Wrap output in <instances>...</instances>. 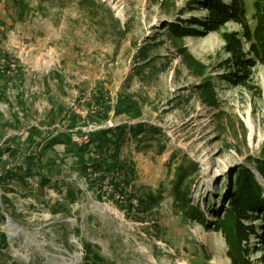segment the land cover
<instances>
[{
	"label": "rangeland",
	"instance_id": "obj_1",
	"mask_svg": "<svg viewBox=\"0 0 264 264\" xmlns=\"http://www.w3.org/2000/svg\"><path fill=\"white\" fill-rule=\"evenodd\" d=\"M254 1L244 0L252 30ZM26 2L21 18V6L0 0V173L26 161L35 171L28 183L15 177L0 185V264H93L85 243L103 258L97 264H231L214 224L227 214L237 171L251 169L264 188L257 161L264 160V63L249 65L240 82L229 78L236 58L225 33L236 32L253 56L241 23L231 18L202 32L204 0ZM180 20L196 31L174 32ZM123 97L133 107L116 113ZM102 99L112 103L108 117ZM95 106L96 117L82 115ZM74 110L87 128L125 126L119 147H105L96 163H109L107 172L121 167L139 198L135 209L99 193L93 148L81 153L92 159L77 161ZM138 124L147 130L136 136ZM52 148L62 160L30 163ZM183 192L205 221L186 210ZM254 211L242 222L254 227L249 258L261 264L263 219Z\"/></svg>",
	"mask_w": 264,
	"mask_h": 264
},
{
	"label": "trees",
	"instance_id": "obj_2",
	"mask_svg": "<svg viewBox=\"0 0 264 264\" xmlns=\"http://www.w3.org/2000/svg\"><path fill=\"white\" fill-rule=\"evenodd\" d=\"M15 7H20L19 15L23 18V15L26 13L28 9V3L26 0H13ZM205 8L208 10L209 15L206 19L197 20L199 24L203 26L204 31L213 30L219 28L222 24H224L227 20L233 18L237 22L241 23L243 26V35L244 37L250 42V52L253 53L252 57H246L245 53L242 50V44L240 38L237 36L236 32H227L225 33L226 39H228V49L233 53V57L236 58V63L234 64L237 72L230 73L229 78L233 82H240L248 75V66L254 65L256 60H259L264 63V0H255V13L254 18L256 19V26L252 30L248 24V19H246V8L244 0H204ZM184 23L183 20L172 24L171 28L174 32H191L196 31L195 28L193 29H184L182 28V24ZM171 25V24H170ZM19 69V68H18ZM244 70V73L243 70ZM18 71V70H17ZM214 94L210 91L208 93V99H213ZM131 105V106H130ZM133 103L132 101H128L126 97H123L120 100H117L114 104L113 108L115 109L116 113H119L123 110L130 109ZM100 110H103L104 117L109 116V111L112 105L108 103V101L102 99L99 104ZM78 114L75 112L70 113V120L75 124H77L76 118ZM79 117V116H78ZM149 129H153L154 131L160 132L159 129L156 127H151ZM131 130L134 131L136 136L141 135L147 128L143 124H138L135 127H131ZM36 131H40V129H36ZM126 131L125 126H117L116 128H101L99 130H95L92 132V142L96 147L97 151L102 152L105 147L110 145L114 146V148L119 147V142L121 141L124 133ZM54 136V135H53ZM57 136V135H55ZM52 145V144H51ZM47 147V146H46ZM9 150H12L11 148ZM76 154H77V161H83L85 164L88 162L87 160L92 159L88 156H84L82 150L84 147H76ZM2 155V150H0V156ZM57 157V158H56ZM104 158V157H102ZM59 160H62L61 156L58 157V153L54 152V149L49 153L46 151H41L38 157L34 158L30 162L38 161L41 163H56ZM93 160V159H92ZM258 170L261 173H264V160L258 159ZM105 162V161H104ZM95 168H102L105 166L106 168H110L111 165L105 162V165L101 163H94ZM86 168V167H85ZM120 171H122L121 167L117 166ZM187 173L185 167H180V172L178 174V181H177V188H179L185 181V174ZM35 171L32 166L26 161L25 163H21L16 167H9L5 172L0 173V185L2 187H6L4 184V180L6 178H15L18 177L22 179L25 183H28L27 178L33 176ZM124 175V173H123ZM125 176V175H124ZM41 183L44 184L46 178H41ZM124 182L130 183L129 180L124 178ZM235 185L231 190L229 196V209L227 210L226 216L221 219L217 218L215 221V227L217 230H220L225 241L228 245L227 248V255L230 258L231 264H255L249 258V243H250V234L254 231L253 225H246L242 222L243 217H249V210L252 211H260L261 217L263 219L262 225L260 226L261 231L257 232L261 242H262V258L261 264H264V188L262 187L261 183L255 177L254 172L246 167H241L236 174L235 177ZM121 191L123 188L117 186ZM136 196V194H134ZM71 198L74 201L77 197L76 192H71ZM152 198V199H151ZM182 203L185 206L186 210L190 212L194 217H198L205 221V216L202 214L201 209L191 204V200L189 199L188 195L183 192L182 196ZM3 199L7 201L9 200L6 196H3ZM155 199L153 196H150L148 199L142 198L140 203L143 205L146 202L154 201ZM139 201V198H138ZM253 212L251 215L252 217L257 216V212ZM0 240H5V236H0ZM85 251V259L86 262L90 259V255L94 254V262L93 264H97L103 258L93 250V246L90 243H85L84 245ZM88 264V263H87ZM91 264V263H90Z\"/></svg>",
	"mask_w": 264,
	"mask_h": 264
},
{
	"label": "built area",
	"instance_id": "obj_3",
	"mask_svg": "<svg viewBox=\"0 0 264 264\" xmlns=\"http://www.w3.org/2000/svg\"><path fill=\"white\" fill-rule=\"evenodd\" d=\"M12 67H14L13 64H11ZM6 67H8V69H10V65H7ZM108 101V100H106ZM108 103L112 104L110 101H108ZM115 104V103H114ZM97 106H95V108H89L88 112L82 111V115L86 116L88 118H93L96 117V113H97ZM75 113L78 114L79 118L81 117L79 112L80 109L78 108L77 112L76 110H74ZM83 123L80 124H76V126L72 129H70V134H71V141L74 147H89V148H93L94 151L91 152L93 161L94 162H89L94 164L95 162L101 160L102 156H101V152L96 150V147L94 146L93 142H92V132H94L95 130H99L101 128H87V121L86 119L82 120ZM96 122V121H94ZM55 127L59 130V131H64L65 129L62 128L60 126V124H56ZM101 156V157H100ZM100 157V159H98ZM118 170V168H117ZM109 170L108 172L104 169V168H95V164H94V178H98V185H97V189L99 191V193L102 195V197L104 199H107L111 196H114L116 198V200H118L120 203L122 204H127L129 203V206L131 207V210L135 209L138 205V198L134 195L135 194V190L133 189V186L130 183H126L124 182V178L125 177L123 174H120L121 172L118 170ZM119 174V176L115 179V176H117ZM116 180H118L119 184L116 182ZM122 183H121V182ZM120 186V188H123L124 190L121 191L117 186Z\"/></svg>",
	"mask_w": 264,
	"mask_h": 264
},
{
	"label": "bare ground",
	"instance_id": "obj_4",
	"mask_svg": "<svg viewBox=\"0 0 264 264\" xmlns=\"http://www.w3.org/2000/svg\"><path fill=\"white\" fill-rule=\"evenodd\" d=\"M66 264H71L69 261H66Z\"/></svg>",
	"mask_w": 264,
	"mask_h": 264
},
{
	"label": "crops",
	"instance_id": "obj_5",
	"mask_svg": "<svg viewBox=\"0 0 264 264\" xmlns=\"http://www.w3.org/2000/svg\"><path fill=\"white\" fill-rule=\"evenodd\" d=\"M54 134V133H53ZM53 134L51 136H53Z\"/></svg>",
	"mask_w": 264,
	"mask_h": 264
}]
</instances>
